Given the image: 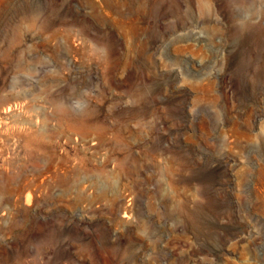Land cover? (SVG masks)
Segmentation results:
<instances>
[{
    "label": "rangeland",
    "instance_id": "rangeland-1",
    "mask_svg": "<svg viewBox=\"0 0 264 264\" xmlns=\"http://www.w3.org/2000/svg\"><path fill=\"white\" fill-rule=\"evenodd\" d=\"M0 264H264V0H0Z\"/></svg>",
    "mask_w": 264,
    "mask_h": 264
},
{
    "label": "bare ground",
    "instance_id": "bare-ground-1",
    "mask_svg": "<svg viewBox=\"0 0 264 264\" xmlns=\"http://www.w3.org/2000/svg\"><path fill=\"white\" fill-rule=\"evenodd\" d=\"M13 117V116H12Z\"/></svg>",
    "mask_w": 264,
    "mask_h": 264
}]
</instances>
